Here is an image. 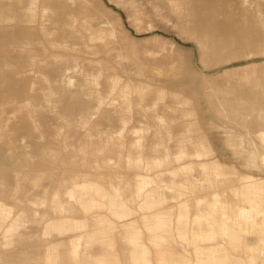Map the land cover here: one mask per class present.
<instances>
[{"label": "rangeland", "instance_id": "obj_1", "mask_svg": "<svg viewBox=\"0 0 264 264\" xmlns=\"http://www.w3.org/2000/svg\"><path fill=\"white\" fill-rule=\"evenodd\" d=\"M83 1L90 3L91 9L97 15L114 20L118 40H115L116 45H112L109 54H101L103 60L100 65L104 67L106 73L119 75L122 82L133 80L143 85L147 84V90L134 91L132 94V100L141 102L142 109L140 113L137 108L125 111L127 127L125 126L123 132L120 130L123 124L119 119L120 113L115 114L117 119L112 120L104 118L103 115L88 113L85 122H82L80 112L70 117L60 111L64 102L55 101L59 98L58 95L54 96L50 104L45 99L44 91L49 84L37 75L36 63L22 68L15 66V63L8 64L9 67H16L27 73L28 80L23 81L22 85L24 84L31 92V97L26 98L44 108L32 114L33 123L30 126L32 133L29 130H18L27 112L17 108L27 102V99L11 98L7 102L3 101L1 91L6 84L0 79L2 110L0 154H7L11 160L13 159L10 166H0V172H4L3 175L0 173V189L3 188L6 192L0 195V200H7L6 202L10 203L13 201L14 205H17L16 210L10 214L11 217H3L1 220L0 214V264H97L95 261L97 257L100 264H133L132 260L141 254L143 247L146 248L143 243L149 247L151 264H162L159 263L160 256L167 258L169 264H184L186 260L195 259L196 255L193 252V245L188 246L190 252L185 254L179 240L173 238L168 242V236L174 231L173 227L167 226L163 230L166 234L165 240L161 242L153 240L158 245L156 246L152 241L153 234L148 230L141 213L136 215L134 225L126 224L125 221L124 227L113 224V221H116L113 214L119 220H125V217L131 218L130 216L139 210L151 216L160 212L165 220L176 222V216L172 214L177 212L175 185L180 181H185L187 185L190 183L188 186L192 188L187 189L185 196L191 203L192 220L196 212L205 210L209 205L207 199L198 207L194 203L196 197L211 195L210 199L215 200L216 196L213 193L221 192L223 198L243 203L242 194L235 195L236 187L244 181L241 176L250 174L255 178L264 177V159L261 155H264V141L258 134L259 129L264 128V117L260 118L264 115V37L250 40L252 36L249 27L243 20L230 22L225 18H218L214 25H208L205 21L206 15L200 9L205 3L212 4L217 0ZM231 1L234 7L237 6L238 0ZM257 1L246 0V3L253 8ZM193 6L195 14L191 12ZM238 12L237 6L235 13ZM52 16L56 14L52 13ZM262 26L264 28V25ZM201 36L212 37L214 42L234 41V49L223 46L206 49ZM252 41L255 43L252 44ZM15 43L17 42H7L8 45ZM123 43L126 44V48L120 49ZM249 44L252 45L248 46ZM218 49L221 52H216ZM37 57L40 58L41 55L38 54ZM247 71L248 74H245ZM47 74L49 77L55 76V72L50 68H47ZM107 87V82L102 76L97 88L103 90ZM161 92L164 94L161 95ZM81 95L82 98H88L87 95ZM118 102L119 100H116L117 104ZM155 102L156 109L166 119L164 124L155 116L153 108ZM104 105L111 106L108 101ZM119 109L118 107L117 110ZM258 116L260 120H257ZM188 125L190 130L187 129ZM86 133L92 135V138L88 139L89 135ZM140 137L142 143L138 149L134 142ZM193 137L207 143L212 153L209 159H218L225 166V173L218 175L213 165H209L210 168L208 166L203 168L200 165L201 161L193 160L197 158L194 155L181 161L171 158L163 166L146 169L152 158L163 157L168 152L174 157L181 150V139L188 141L189 151H195L197 145L191 142ZM87 139L88 142H94L88 151L83 149L85 142L88 143ZM121 142L124 143L123 147L119 146ZM43 147L55 150L58 156L51 161L43 159ZM119 151L123 159L117 158ZM132 151L134 155L141 154L144 158L146 156L140 166L128 161V155ZM150 155L156 157L151 158ZM86 156L90 159L85 160ZM185 162H194L191 172L177 175L171 172ZM72 173L78 174L79 178L85 174L89 175L86 178L91 184L97 182L102 185L105 197H101L92 185L84 184L83 191L87 198L108 201L114 199L115 203L99 204L92 210H86L85 206L79 205L78 209L60 212L54 210L50 202L37 201L39 197H45V190L50 197L62 179ZM139 174L156 178L150 186L158 183L157 192L148 198L154 202L151 208H144L138 204L143 201L142 197H138L134 202L129 201L132 195L130 190H117V186H124L130 180L131 184L133 181L132 186L135 188ZM159 185L168 187L163 191ZM170 186H174L173 189ZM64 195L63 199L69 202V196ZM165 195L168 196L166 200ZM127 201L129 205L126 204ZM171 202L175 204L173 207L165 206L166 203L172 205ZM127 206L128 211L132 212L130 216L125 214ZM30 208L34 211L31 212ZM114 209L118 212H114ZM227 210L230 215H234L237 214L238 208L232 207ZM35 211L38 212V216L44 214L46 218L60 220L58 224L62 223V227L69 234H59L50 226L32 221L30 217L26 220L25 216L30 213L35 216ZM98 213L104 217V221L97 222L101 219ZM92 215L97 220L91 218ZM76 222H81V225H75ZM258 227L259 225L256 226L257 230L242 232L241 241H231L224 236H218L216 240L209 242L213 246L221 245L227 249L232 264H237L236 260H241L243 264H264L262 261L257 260L253 263L250 260L251 252H254L253 248L256 245L252 240L256 241L255 237L261 234ZM87 229L91 231L93 237L92 234H86L85 237L91 241L86 246V240H83L80 247L87 257L75 258L70 250L72 249L70 240L73 237L71 232L83 230L87 233ZM136 231L140 232L143 243L141 241L134 243L128 239V236ZM175 232L183 242L203 245L201 244L203 241H187L179 237L176 229ZM58 242H60L58 247L51 245ZM260 247L262 246L259 245L257 250L258 259L264 256L263 251L259 252ZM52 248L56 249L52 252ZM11 254H20L22 260L14 258ZM89 254L92 255V259ZM48 256H51V259H47Z\"/></svg>", "mask_w": 264, "mask_h": 264}, {"label": "bare ground", "instance_id": "obj_2", "mask_svg": "<svg viewBox=\"0 0 264 264\" xmlns=\"http://www.w3.org/2000/svg\"><path fill=\"white\" fill-rule=\"evenodd\" d=\"M218 1L221 3H217ZM217 2L212 4L205 3L203 5L204 7L200 9L206 15L205 21L208 25H214L218 18H225L230 22L243 20V22L246 23L245 25L249 27V33H251L250 35L252 36L250 40H252L253 38H258L260 36L264 37V28L262 26L264 25V2L258 0L254 4V7L251 8L250 4L246 3V0H238V13H235L237 6L234 7L231 0H217ZM191 12H194V14L196 13L194 6ZM52 13L56 14V16H52ZM117 32L118 31L115 26L114 20L109 19L105 16L97 15V13L94 12L93 9H91L90 3H86L83 0H0V79H3L2 82L6 84L5 88L1 91L2 100L7 102L11 98L21 100L22 98H29V96L31 97V92L25 88L24 84L22 85L23 81L28 80L27 73H25L21 69H17L16 67H9L8 64L15 63V66H17L18 68H22L25 66L34 65V63H36L37 75L42 77L49 84L45 89L46 91H44V97L46 100H48L49 104L54 100V96L58 95L59 98L55 101L61 100L64 102V105L60 107V111L63 112L65 116L70 117H74V114L80 112L82 122H85V118L87 117L88 113H90L91 115H103L104 118L111 120L115 118L117 119V116H115V114L120 113L119 119L123 121L120 130L123 132L125 130L127 122L125 111H133L137 108V111L140 113L142 109V103L134 102L132 100V94L134 91L143 92V89L147 90V84L143 85V83L135 82L133 80L122 82V79L119 75L106 73L104 67L100 65L103 60V58H101V54H109L112 50V45H116L115 40H118ZM218 36L220 37L221 35ZM201 40L204 42L206 49H216V47L222 46L226 48H232L235 45L234 41L219 40L217 42H214L212 37L209 36H201ZM9 41L17 43L8 45L7 42ZM253 43L255 42L252 41V44ZM252 44H249L248 46H251ZM121 45L122 46L120 47V49L126 48V44L123 43ZM56 48L59 50L54 51L53 49ZM116 48L118 47L116 46ZM216 52L221 51L220 49H218ZM38 54L41 55L40 58L37 57ZM83 54H86V56H83ZM10 58L13 59L11 60ZM47 68H50L55 72L54 77L48 76ZM246 73L248 74V71L245 72V74ZM102 76H104L108 85V87L103 90L101 88H97ZM81 94H84L85 96L87 95L88 98H82ZM160 94L163 95L164 92H161ZM114 95H118V97ZM175 96H177V94ZM116 100H119L118 104L116 103ZM107 101L110 102L111 106L104 105ZM136 105L140 107H135ZM118 107L120 108L119 110H117ZM156 107L157 105L155 102L153 104V108H155V116L158 117L164 124L166 122V119H164V115H162L159 110L156 109ZM167 107L171 108L170 105H167ZM43 108L44 107L38 106V104L31 99H27V102L20 104L17 109L26 111L27 115L25 117L23 116V120L22 118H20V121H22L21 125L18 126V130H29V132H31L32 128H30V126L32 125L31 123H33L32 114L33 112H39ZM1 111L2 110L0 109V120L2 119ZM263 117L264 115L260 116V118ZM257 118H259V116ZM260 118L257 120H260ZM148 126L150 127L151 124H148ZM187 129L190 130L189 125ZM258 132V134L264 141V128L259 129ZM87 134L88 133H86V135ZM88 135V139H91L92 135ZM153 136L155 135L153 134ZM116 142L118 141L116 140ZM191 142L197 145V149L195 151H189L187 148L189 144L188 141L186 139H181V150L176 153L174 157H171V155L173 154L170 155L169 152L166 153L165 156L159 158H157L156 156H152L156 157L152 158L150 155V157L152 158V162L149 161L146 169L150 170L153 168H157V166H163V164L168 160H171V158L181 161L189 159L194 155L197 156V158L193 160L201 161L200 165L203 168L207 166L209 167V165H213L216 169L215 172L218 175L226 172V170L224 169L225 166H223V164H221L218 159H209L212 153L211 148L207 145V143H205L204 141H200L195 137L191 138ZM1 143L4 144L5 142ZM93 143L94 142L91 141L88 143L85 142V145H82L83 149L87 150ZM141 143V137L134 142L135 146H138V149L140 148L139 145H141ZM123 145V142L119 143L120 147H123ZM104 146L106 145H103V147ZM105 148H103V150ZM134 149L135 148L133 147V151ZM119 153L120 151L118 152V155ZM132 153L128 155V161L135 166H140V164L145 161L146 156L144 158L141 154L136 153L138 155H134V153ZM261 155L264 159V155ZM57 156L58 155L55 150H52L48 147L42 148L43 159L51 161ZM12 157L14 158L15 156ZM119 157L122 158V155L117 156V158ZM257 157L258 156H256V158ZM84 159L88 160L90 159V157L88 158L86 156ZM12 160L9 155L0 154V166H10ZM96 163H98L97 159ZM193 164L194 162L182 163L180 164V167H177V169L172 170L171 172L175 175L180 173H189L193 170ZM0 173H2L3 175L4 172ZM39 173L41 174V172ZM31 175L33 174L31 173ZM4 176L6 177V174H4ZM86 176L89 175L85 174L81 178H79L78 174L72 173L70 176L64 177L62 179V182L53 189L50 197L49 195H47V191L45 190V197L42 195L43 197H39V200H37V198L35 199L37 201H40V203L50 202L51 207L54 210H59L60 212H66L74 210L76 208L78 209L79 205L85 206L86 210H92L99 204L115 203L114 199H110L108 201L102 199L87 198L83 191L84 184L86 183L92 185L93 188L99 192V195H101V197H105V194L103 192L104 189L102 188V185H99L97 182L91 184ZM138 176L139 178L136 182L135 188H133L132 186V184H134L133 181L131 184L130 180L127 182V184H124V186H117V190H130V192H132V195L128 199L129 201L134 202V200H136L138 197H142L143 201L138 204H140L141 207L144 206V208H151L154 206V202L148 198L151 194H155L157 192L156 188L158 187V183L153 184L156 187H153V185L150 186V184L155 181L156 178L140 174ZM173 177L175 178V176ZM188 178L190 179V176H188ZM241 179H243L244 181L241 185L236 187L235 195L238 196L242 194V201L243 203L248 202L247 204H240L239 202L231 201L230 198H223L221 192L213 193L216 196L215 200L210 199L211 195L196 197L194 203H196L198 207L207 199H209V205L205 208V210L201 209V211L196 212L193 220L190 216L191 203L189 202V199L185 197L187 195L186 191L189 188L188 185L190 184V181L188 182V185L185 181L178 182L175 185V190L177 192L175 194V198H177V212L172 215L176 216L175 229L177 230L179 237L191 242L205 240L212 241L216 240L218 236H224L231 241H241L242 232L252 231L253 229L257 230L256 226L259 225L258 232H260L261 234L255 237L256 245L254 246V252H251L250 257L251 262L255 263L258 260L257 257H259L257 254L258 246L261 244L262 247L259 248V252L263 251L264 253V177L255 178L253 175L249 174L247 176H241ZM159 186L161 190L163 189V191L165 187H168L167 185H163L162 187L161 185ZM192 186L193 184L191 185V187ZM208 186L213 187V185ZM170 187L171 189H173L174 186ZM5 193L6 192L3 188L0 189V195H3ZM64 194L69 196V202H66L63 199ZM167 197L168 196L165 195L164 199L166 200ZM6 201L0 200L1 220L3 217H11L10 214L13 213L17 207V205H14L13 201L12 203H10V201ZM126 204L129 205L128 201L126 202ZM232 207L238 208L237 214L230 215L228 213L227 209ZM30 210L31 212L34 211L31 208ZM126 210L127 211L125 212V214L127 216H130L132 212L130 210L128 211V206ZM114 212L118 211H115L114 209ZM37 213L38 212H36V215L34 214L35 216H33V213L32 215L31 213L30 215L28 214L27 216H25L26 220H28V217H30L32 221L34 220L36 222L50 226L54 229V231H57L58 233H68L67 230H64V227H62V223L58 224V222H61L60 220L56 221L52 217L46 218L44 214H42L43 216H38ZM143 217L146 219V225H148L149 229L154 233L153 240L157 242L165 240L166 234L163 232V230L167 226L173 227V220H165L160 212L152 216L144 214ZM127 219H129V217H125L124 221H126V224L131 223L132 225H134L136 222L134 218H130L131 220L129 222L127 221ZM75 225H81V222H76ZM85 235L86 234L82 233L83 239L86 238ZM76 238L77 237H74L73 235L70 240V244L72 246V249L70 250L72 255L75 258L87 257L84 256V251H81L80 249L81 244L83 243L82 238L80 237L81 239L79 238L78 240H76ZM128 239H130L134 243L139 242L140 233L138 231L132 232L128 236ZM193 244V251L196 255L195 260L200 262L201 264H232L229 251L223 248L221 245L219 247H215L213 245L199 246L195 243ZM247 246L250 247L249 245ZM55 249L56 248H52V252ZM25 252L27 251H23V253ZM11 256L22 260L20 254H11ZM146 256L147 248L143 247L141 254L133 259L131 263L143 264V262L147 258ZM90 257L92 259V255H90ZM90 257L88 256V258ZM47 259H51V256H48ZM168 261L169 260L167 258L161 256L160 262L162 264H169ZM240 261L236 260L237 264H243V262ZM262 262L264 263V259H262ZM183 263L192 264L193 260H186ZM97 264L100 263L97 262Z\"/></svg>", "mask_w": 264, "mask_h": 264}, {"label": "crops", "instance_id": "obj_3", "mask_svg": "<svg viewBox=\"0 0 264 264\" xmlns=\"http://www.w3.org/2000/svg\"><path fill=\"white\" fill-rule=\"evenodd\" d=\"M120 198H122L121 196H119ZM172 203V202H171ZM175 204L174 203H172V205H170V204H168V203H166V205L165 206H168L169 208H171V207H173ZM101 207H104V206H100V208ZM107 208V207H106ZM108 209V208H107ZM109 210V209H108ZM110 211V210H109ZM111 212V211H110ZM138 213H141V217H143V214H144V211L143 210H139L137 213H135V214H133V215H131L130 217L131 218H134V219H136L137 220V218H136V215L138 214ZM99 214V213H98ZM111 214H113L112 212H111ZM100 215V217H101V219L100 220H97V218H95V217H93V215L91 216V218H93V219H95V220H97V222H102V221H104V217L101 215V214H99ZM113 216H114V218L116 219V221H113V224H117L118 226H122V227H124L123 226V223L125 222L124 220H119L114 214H113ZM144 218V217H143ZM130 220V218L128 219V221ZM144 220H146L145 218H144ZM88 221H89V218H88ZM146 222V221H145ZM88 226V225H87ZM175 226H176V223H175V221H173V228H174V231H173V233H172V235L171 236H168V242L171 240V239H175L176 238V240H179L180 242H181V244L183 245V248H184V253L186 254V253H188V252H190V249L188 248V246H191V245H193V250H194V244L193 243H186V242H183V241H181L178 237H177V235H176V232H175ZM147 228H148V230L153 234V238H154V233H153V231L152 230H150L149 229V227H148V225H147ZM4 229V228H3ZM74 236H77V240L81 237L82 238V241L83 240H86V246L90 243V241H91V239L89 240V239H87V238H84L83 239V237H82V233H85V234H92L91 233V231L90 230H88L87 229V233L86 232H84L83 230H76V231H73V232H71ZM140 233V232H139ZM59 234H69V233H61V232H59ZM79 235V236H78ZM92 237H93V234L91 235ZM80 238V239H81ZM153 238H152V241H153ZM140 241H141V235H140ZM206 241H210V240H205V241H203L201 244H203L204 246L205 245H212L210 242L209 243H206ZM254 243H256V241H254V240H252ZM84 242V241H83ZM142 242V241H141ZM60 242H58V243H53V244H51L52 246H57L58 244H59ZM143 243V242H142ZM153 243L156 245V246H158L154 241H153ZM62 244V243H61ZM145 246H146V248H147V258L145 259V261L143 262V264H151L152 262H151V260H150V258H149V247H148V245L146 244V243H143ZM242 244L244 245V247H246V245L242 242ZM262 245V244H261ZM59 246V245H58ZM57 246V247H58ZM220 245H218V246H215V247H219ZM82 247V246H81ZM259 247V246H258ZM194 252V251H193ZM91 255V254H90ZM130 255H131V258H132V252H130ZM160 255H161V253H160ZM98 257L96 258V260L95 261H97L98 262ZM160 259H161V256H160V258H159V263H160ZM196 259V258H195ZM195 259H192L193 260V263L192 264H201L200 262H198V261H196ZM262 259H264V256L262 257V258H259L258 259V262H261L262 261Z\"/></svg>", "mask_w": 264, "mask_h": 264}]
</instances>
